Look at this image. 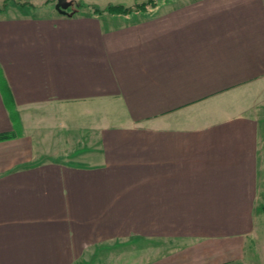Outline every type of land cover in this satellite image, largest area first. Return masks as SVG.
I'll return each mask as SVG.
<instances>
[{"label":"crops","instance_id":"crops-1","mask_svg":"<svg viewBox=\"0 0 264 264\" xmlns=\"http://www.w3.org/2000/svg\"><path fill=\"white\" fill-rule=\"evenodd\" d=\"M39 10L0 15V264H264V0Z\"/></svg>","mask_w":264,"mask_h":264},{"label":"trees","instance_id":"trees-1","mask_svg":"<svg viewBox=\"0 0 264 264\" xmlns=\"http://www.w3.org/2000/svg\"><path fill=\"white\" fill-rule=\"evenodd\" d=\"M157 5V0H149V2L144 4L135 5L131 8H125L122 5H111L109 6L105 11H101L100 9L93 7V6H87L83 3H77L75 1H72V7L68 8L64 11V15H73L77 12H80L81 10L85 8H89L92 11V14L97 16H102L104 14H123V15H131L136 13H148L150 11V8H153ZM10 6H16L19 9L23 11L30 12L32 14L38 12V8L35 7L33 4L30 3H21V2H14L11 0H7L4 3L3 8L0 9V15L7 13V10ZM0 90L2 93V96L5 100L6 106L8 108V111L10 113L11 120L14 125V130L10 132L0 133V141H5L12 139L17 136V132L22 134V124L20 121L19 113L14 105L13 100L11 99V93L8 88L6 79L3 74V70L0 66Z\"/></svg>","mask_w":264,"mask_h":264},{"label":"rangeland","instance_id":"rangeland-1","mask_svg":"<svg viewBox=\"0 0 264 264\" xmlns=\"http://www.w3.org/2000/svg\"><path fill=\"white\" fill-rule=\"evenodd\" d=\"M5 1H7V0H0V8H3ZM11 1H14L16 3L17 2H21V3L33 4L35 7L38 8V10L40 9L39 11H43V14H45V15H47L48 12L52 13L53 11H57L56 5L59 4V0H11ZM68 1L72 2V1H75V0H68ZM75 2H77V3L81 2V3H83V4L87 5V6L89 5V6H93V7H96V8L100 7V8H106V9L108 8L109 5H119L121 3H129V1L126 2L125 0H77ZM147 2H149V0ZM142 4H144V3H142ZM137 5H139V4H137ZM71 7H72V5H70L68 8H71ZM100 8H98V9H100ZM67 9H65V10H67ZM87 9H89V8H87ZM81 111L84 112V110L82 108H78L77 106L71 108V110H70V112L74 116L80 114ZM74 119H76V118H74ZM76 121H78V120H76ZM75 125L76 124H74L73 128L71 129V134L70 135H72V136H69V137L73 138V143L74 144H76L77 140L79 139V137H80V135L82 133V132H80V130L78 128L75 127ZM55 128H57V127H54L53 130H50L48 132L45 131L46 132V136L50 137L52 135L57 134L58 132H60V133L63 132V133H65V135L69 134L68 132H66L67 130L64 131V130L55 129ZM58 128H59V126H58ZM74 150L77 151V148H74ZM262 195L264 197V174H263V183H262Z\"/></svg>","mask_w":264,"mask_h":264},{"label":"water","instance_id":"water-1","mask_svg":"<svg viewBox=\"0 0 264 264\" xmlns=\"http://www.w3.org/2000/svg\"><path fill=\"white\" fill-rule=\"evenodd\" d=\"M70 5H72V2L68 0H59V4L56 5V9L63 14L65 9H67Z\"/></svg>","mask_w":264,"mask_h":264}]
</instances>
